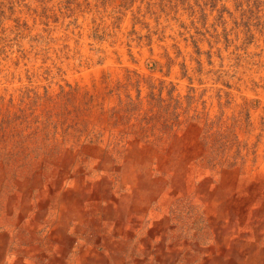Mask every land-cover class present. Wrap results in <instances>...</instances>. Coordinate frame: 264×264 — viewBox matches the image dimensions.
<instances>
[{
  "label": "bare ground",
  "instance_id": "obj_1",
  "mask_svg": "<svg viewBox=\"0 0 264 264\" xmlns=\"http://www.w3.org/2000/svg\"><path fill=\"white\" fill-rule=\"evenodd\" d=\"M249 76L231 105L208 92L166 133L94 112L24 155L0 151V264H264V92L252 108L249 87L264 71ZM244 104L248 127L202 142L207 119L231 125Z\"/></svg>",
  "mask_w": 264,
  "mask_h": 264
},
{
  "label": "rangeland",
  "instance_id": "obj_2",
  "mask_svg": "<svg viewBox=\"0 0 264 264\" xmlns=\"http://www.w3.org/2000/svg\"><path fill=\"white\" fill-rule=\"evenodd\" d=\"M263 39L264 0H0V84L15 85L0 89V151L24 155L49 130L84 128L94 112L166 133L208 92L221 111L244 74L264 71ZM263 81L250 78L252 108ZM238 108L231 125L205 121V145L249 126V107Z\"/></svg>",
  "mask_w": 264,
  "mask_h": 264
}]
</instances>
